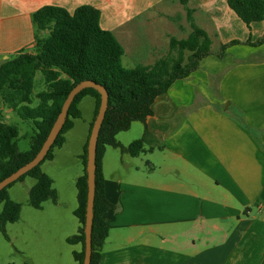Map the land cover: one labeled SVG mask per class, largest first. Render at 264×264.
<instances>
[{
  "label": "crops",
  "instance_id": "0c3cea01",
  "mask_svg": "<svg viewBox=\"0 0 264 264\" xmlns=\"http://www.w3.org/2000/svg\"><path fill=\"white\" fill-rule=\"evenodd\" d=\"M165 1L0 0V64L21 49L34 52V11L56 5L72 12L82 4L100 10V25L123 45V56L150 64L143 61L150 44L139 36L140 22ZM188 3L210 18L213 32L205 30L213 48L240 43L223 57H203L156 97L146 126L162 148L143 158L126 153L137 160L122 155L120 163L116 155L110 163L105 148L104 191L112 207L104 213L109 232L100 264H264V19L247 26L227 0ZM93 117L94 109L83 147ZM207 228L222 240L190 241Z\"/></svg>",
  "mask_w": 264,
  "mask_h": 264
},
{
  "label": "trees",
  "instance_id": "16d2710c",
  "mask_svg": "<svg viewBox=\"0 0 264 264\" xmlns=\"http://www.w3.org/2000/svg\"><path fill=\"white\" fill-rule=\"evenodd\" d=\"M179 1L184 5L189 2ZM227 4L247 26L264 19V0H227ZM194 10L187 7L192 31L186 38L171 37L168 52L153 63L125 67L122 63L124 47L112 31L101 27L98 8L82 4L70 12L61 6L44 5L31 14L35 29L34 52L21 49L0 64V180L35 156L68 92L76 83L91 79L107 89L108 107L97 140L90 264H100L103 244L109 232L104 213L112 204L105 196L101 163L105 148H119L122 153L131 156L155 147L162 148L160 144L153 145V135L146 126V119L152 114V104L156 97L166 92L176 79L185 78L196 70L203 57L209 54L223 57L229 45L240 43L239 40H232L213 48L208 32L193 21ZM262 41L263 38L254 44ZM186 51L190 54L185 60ZM38 70L44 75L46 87L33 96L34 77ZM85 95L95 98L90 134L100 105V94L91 87L84 88L74 97L67 119L44 159L16 180H22L28 175L35 178L34 185L29 188L28 203L36 209L42 208L44 201H56L58 198L52 178L42 170L41 165L45 160L53 158L54 149L64 143L65 133L72 128L73 119L81 116L79 102ZM1 107L31 122L35 133L31 137L29 149L19 150V128L3 120ZM133 121L144 124L143 135L123 145L116 135L128 130ZM89 134L81 154L83 173L76 179L78 205L74 214L79 221L78 233L66 238L68 243L81 246L80 250L73 251L76 264H83L84 259ZM16 181L0 191V230L5 236L6 224L18 221L21 214V203L11 199L8 192Z\"/></svg>",
  "mask_w": 264,
  "mask_h": 264
},
{
  "label": "rangeland",
  "instance_id": "374dc122",
  "mask_svg": "<svg viewBox=\"0 0 264 264\" xmlns=\"http://www.w3.org/2000/svg\"><path fill=\"white\" fill-rule=\"evenodd\" d=\"M187 7L195 8L191 3L184 5L179 0H166L141 18L139 36L150 44L146 48L147 56L143 61L153 63L159 56L166 54L171 37L181 39L188 36L192 26L187 15ZM192 16L197 25L213 32L212 22L207 15L195 8ZM189 54V51L185 52V60ZM122 63L125 67L140 64L125 56ZM45 87L44 75L38 70L34 77L33 96ZM81 100L79 103L81 116L73 119V127L65 133V142L54 149L53 158L45 160L41 165L42 170L52 178V185L57 190V200L44 201L40 209L32 207L28 203V187L35 183V178L29 175L16 181L8 189L11 198L21 203V214L18 221L6 224V236L0 231V264H76L73 251L80 250L81 246L78 243H68L66 238L78 233L79 221L74 214L78 205L76 179L83 173L81 160L83 139L94 109V100L91 96H84ZM1 108L3 120L16 124L19 128L17 138L19 150L29 149L31 137L35 133L31 122L21 119L10 109ZM143 131V123L133 121L130 128L119 132L116 138L123 145H128L131 141L140 138ZM108 150L113 156L110 163L115 161V155L119 163L122 155L127 156L119 148L109 146ZM143 156L145 155L140 154V158ZM127 158L137 160L128 156ZM147 166L150 167L149 164ZM225 226L231 225L228 223ZM177 229L181 235L184 228ZM169 231L172 233L173 229ZM189 237L190 241H201L200 245L218 243L222 240L209 228Z\"/></svg>",
  "mask_w": 264,
  "mask_h": 264
},
{
  "label": "water",
  "instance_id": "95a60500",
  "mask_svg": "<svg viewBox=\"0 0 264 264\" xmlns=\"http://www.w3.org/2000/svg\"><path fill=\"white\" fill-rule=\"evenodd\" d=\"M94 88L100 94V105L98 108L97 115L93 121V125L90 130L88 143H87V161H86V174H87V200H86V213H85V248H84V259L83 264H90L91 253H92V224L94 216V196H95V179H96V154H97V140L99 130L101 128L102 121L105 116L106 109L108 107V92L105 86L97 83L91 79H83L76 83L71 90L68 92L61 110L54 120L45 140L41 147L35 154V156L17 168L15 171L0 180V191L16 181L20 176L27 173L29 170L38 165L46 156L52 144L55 142L58 134L60 133L68 116V110L74 97L84 88Z\"/></svg>",
  "mask_w": 264,
  "mask_h": 264
}]
</instances>
